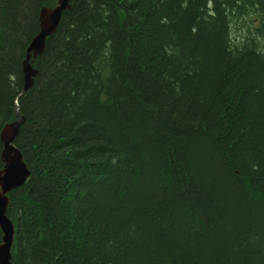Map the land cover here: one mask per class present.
<instances>
[{
  "label": "trees",
  "instance_id": "obj_1",
  "mask_svg": "<svg viewBox=\"0 0 264 264\" xmlns=\"http://www.w3.org/2000/svg\"><path fill=\"white\" fill-rule=\"evenodd\" d=\"M57 2L0 0V130ZM69 6L17 100L12 263L264 264V0Z\"/></svg>",
  "mask_w": 264,
  "mask_h": 264
},
{
  "label": "water",
  "instance_id": "obj_2",
  "mask_svg": "<svg viewBox=\"0 0 264 264\" xmlns=\"http://www.w3.org/2000/svg\"><path fill=\"white\" fill-rule=\"evenodd\" d=\"M69 0H58L53 8L42 7L38 12V32L29 42L21 63L22 90L14 100V121L5 124L0 130V264H13L11 250L15 235V227L6 216L9 203L8 195L22 187L29 177V171L20 152L13 142L18 135L23 117L18 114V98L33 86L37 70L32 62L39 58L46 46V40L52 37L64 11L69 9Z\"/></svg>",
  "mask_w": 264,
  "mask_h": 264
},
{
  "label": "rangeland",
  "instance_id": "obj_3",
  "mask_svg": "<svg viewBox=\"0 0 264 264\" xmlns=\"http://www.w3.org/2000/svg\"><path fill=\"white\" fill-rule=\"evenodd\" d=\"M30 6V5H29ZM24 13H25V16L26 15H28V16H30V9H28V6H27V8L25 9V11H24ZM245 36H247V33L245 32V30L244 29H235V28H233V30H232V34H231V38L233 39V41H235V42H238V41H240V40H242ZM264 42V41H263ZM32 88V87H31ZM30 90V89H29ZM28 91V90H27ZM26 91V92H27ZM23 122H24V119H23ZM23 122H22V124H23ZM21 124V125H22ZM20 125V126H21ZM20 128V127H19ZM19 132V131H18Z\"/></svg>",
  "mask_w": 264,
  "mask_h": 264
}]
</instances>
